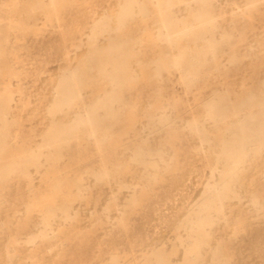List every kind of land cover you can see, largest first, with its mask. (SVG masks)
Masks as SVG:
<instances>
[{
    "label": "rangeland",
    "instance_id": "rangeland-1",
    "mask_svg": "<svg viewBox=\"0 0 264 264\" xmlns=\"http://www.w3.org/2000/svg\"><path fill=\"white\" fill-rule=\"evenodd\" d=\"M38 1L47 8L32 13ZM51 1L0 0V96L11 98L0 165L41 154L26 174L0 181V264H264V138L247 146L220 213L202 229L190 222L210 187L221 186L234 124L252 110L243 102L264 91V0H213V30L172 49L158 37L156 0H135L121 22L126 0ZM176 2L169 15L187 22L202 9ZM104 18L105 33L92 40ZM210 40L218 46L207 59L216 63L195 83L182 70L154 78L168 52H197ZM114 46L129 79L109 83L93 73L80 98L53 117L63 75ZM104 98L100 142L81 130L56 153L42 148L53 122L69 124ZM50 210L56 217L42 238Z\"/></svg>",
    "mask_w": 264,
    "mask_h": 264
},
{
    "label": "bare ground",
    "instance_id": "bare-ground-1",
    "mask_svg": "<svg viewBox=\"0 0 264 264\" xmlns=\"http://www.w3.org/2000/svg\"><path fill=\"white\" fill-rule=\"evenodd\" d=\"M55 1L57 0H52L50 4H48V7L56 5ZM134 1L135 0H126L121 13L120 22L125 21L133 14ZM156 1L161 15L159 20L161 25L158 28V37L159 40L169 49L180 47L181 40L186 38H204L206 32L209 33V31H212L214 28L215 19L208 9L213 6V0H191L190 4L200 5L202 8L194 14L195 19L192 23L187 22V20H184L183 18L177 19L172 15H169L173 13L172 7L177 5L176 1L178 0ZM46 8L47 7L43 3L38 1L32 10V13ZM107 24L108 21L106 18L100 20V25H98L100 30L94 33L92 40H96L99 36H102V34L105 33L104 28ZM217 46L218 45L215 44L213 40H210L203 46L199 47V51L197 52L193 50H187L184 52L179 51L176 55L168 52L167 58L157 63L154 78H158L161 72L165 70H182L185 72V82L195 83L197 77L202 73L205 66L210 63H216L215 60L209 61L207 58L211 53L210 50L215 49ZM121 50V47L114 46L111 51H108L107 56H88L80 67L75 69L73 72L64 74L56 90L55 101L51 105L49 113L54 117L57 114L65 112L66 109H69L72 103L80 98L82 90L88 86L86 83H92L93 73H97L100 76L108 78L109 83H125V81L129 79L127 76V58L124 54L119 61L115 58L117 52H121ZM10 100L11 98L8 91L0 96V155L6 146L5 135L8 128L6 117L8 114V105ZM242 105H247L251 107L252 110L249 116H245L240 119L238 118L237 122L234 124L235 138L232 140L233 145L232 147H226V152L223 155L226 163L224 169L220 172L221 186L219 188L211 186L209 189L210 197H208L200 205L201 209L194 212L196 217L190 220L191 224L195 227L193 231L195 229H202L206 225L210 224L212 221L211 218L220 213L219 201L225 198H230L234 195V176L246 157L247 146L264 138V91H262L260 96L251 95L248 100L243 102ZM107 107V100L105 98L100 99L95 104L90 106L85 114L78 115L76 119L69 124H65L62 121L53 122L43 142L42 148L53 149L56 153L62 146L70 143L74 136L81 130H84L89 138L100 142L98 134L104 131L106 126L107 116L105 115V112ZM254 108L256 110H254ZM224 111L225 109L221 110V112ZM224 118V115H219L218 117H211L210 119H219L221 121ZM204 136L205 140H207L206 134ZM40 157V153H30L19 160L11 157V161L8 165H0V181L8 178L14 172L26 174V169L29 166H38L40 164ZM134 160L138 161L137 154L135 155ZM96 176L102 180L106 177V174L99 173ZM27 201L29 200L27 199ZM62 215L65 219L70 218L67 207L62 208ZM55 217L56 213L54 210H50L45 214L43 218L45 230L42 233V238L48 237V227Z\"/></svg>",
    "mask_w": 264,
    "mask_h": 264
}]
</instances>
